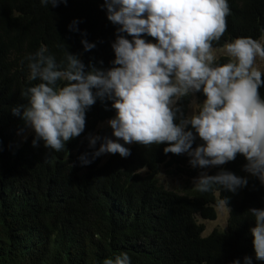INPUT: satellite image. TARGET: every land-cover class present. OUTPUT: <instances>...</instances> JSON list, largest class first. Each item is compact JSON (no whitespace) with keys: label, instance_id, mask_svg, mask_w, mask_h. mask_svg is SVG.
<instances>
[{"label":"trees","instance_id":"obj_1","mask_svg":"<svg viewBox=\"0 0 264 264\" xmlns=\"http://www.w3.org/2000/svg\"><path fill=\"white\" fill-rule=\"evenodd\" d=\"M227 3V29L212 48L240 37L264 39V0ZM103 5L104 0H67L55 7L41 0H0V264H105L125 253L129 264H244L245 256L264 264L255 259L250 231L255 217L249 211L264 210V184L244 171L243 155L208 172L246 177L247 185L235 193L219 185L207 191L195 184L182 191L165 187L159 179L162 164L178 170L190 164L187 154H165L167 143L125 145L131 151L126 158L117 153L93 160L103 138H112L110 129L98 125L115 116L112 102L99 98L86 110L84 131L60 151L45 148L43 141L34 147V131L19 138L28 127L11 109L27 107L24 93L41 82L29 78V57L44 49L60 70L69 53L79 56L86 71L113 67L112 43L120 26L107 19ZM142 38L157 42L147 34ZM82 40L95 47L85 50ZM229 62L234 60L221 56L213 66ZM66 84L61 79L57 88ZM259 91L264 100V85ZM196 95L199 103L206 99L202 91ZM177 100L188 118L190 95ZM186 130L196 136L192 147L203 144L191 125ZM95 136L101 139L93 147ZM81 156L92 162L83 164ZM220 203L230 210L227 227L204 236L198 217L215 219Z\"/></svg>","mask_w":264,"mask_h":264},{"label":"clouds","instance_id":"obj_2","mask_svg":"<svg viewBox=\"0 0 264 264\" xmlns=\"http://www.w3.org/2000/svg\"><path fill=\"white\" fill-rule=\"evenodd\" d=\"M41 3L55 7L67 0ZM103 7L107 19L120 26L112 43L113 67L90 66L86 71L79 56L69 53L67 67L60 70L44 49L29 57V78L41 82L24 93L29 96L27 107L18 105L11 111L34 131L33 146L43 141L45 148L64 149L84 131L86 110L98 98L107 99L115 110L107 122L115 139L104 137L93 160L105 153L126 158L131 151L125 145L167 143L165 154H187L193 168L221 166L241 154L247 161L244 171L264 184V100L259 91L264 79L254 67L257 56L264 58V46L250 37L236 38L225 45L235 61L213 66L212 42L227 29V0H104ZM144 34L157 42H146ZM81 43L85 50L95 47L86 40ZM61 79L67 84L57 88ZM200 91L206 99L198 114L187 118L176 107V98ZM188 125L203 144L192 147L196 136L186 130ZM100 139L90 137V146ZM80 159L83 164L92 162L86 156ZM194 183L201 191L219 185L235 193L248 181L222 170L216 175L202 171ZM249 211L255 217L250 229L255 259L264 261V210ZM105 264H129V257L125 253ZM244 264H252V257L245 256Z\"/></svg>","mask_w":264,"mask_h":264},{"label":"rangeland","instance_id":"obj_3","mask_svg":"<svg viewBox=\"0 0 264 264\" xmlns=\"http://www.w3.org/2000/svg\"><path fill=\"white\" fill-rule=\"evenodd\" d=\"M259 42L263 45L264 39H261ZM212 54L214 56V59H217L221 56H228L235 61V58L231 57L227 53L225 46L219 48H212ZM254 67L259 69L262 73H264V58L257 56L254 62ZM189 95L191 98V102L189 105L188 118H191L192 115L198 112L200 106L203 105V102L202 103L198 102L196 92L189 93ZM110 119L100 123L98 125V129L108 128L112 131L111 127L107 123ZM31 133H33V130L27 128L26 132L19 134V138L21 140H24L27 137H29ZM112 139H115L113 135H112ZM119 142L123 144L122 140H120ZM195 147L197 146H194L193 148ZM110 155L111 154L109 153L102 154L103 160L105 161ZM211 168L213 167L207 169L193 168L190 164H185L182 165L180 170H178L177 167L173 164L172 165L162 164L160 166L159 179L164 184L165 187L177 191H182L184 188L194 185L195 184L194 179L197 178L202 171H206L208 173ZM193 170L196 171L195 175H193ZM215 211H216V218L213 220H205L201 217H198L199 223L205 226L204 236H208L214 230H224L227 227L229 213H230L229 208L226 207L223 203H220L219 205L215 206Z\"/></svg>","mask_w":264,"mask_h":264}]
</instances>
